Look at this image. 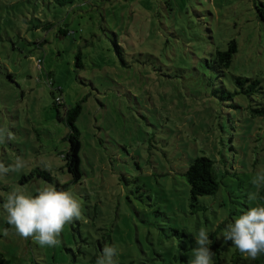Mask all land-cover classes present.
I'll list each match as a JSON object with an SVG mask.
<instances>
[{"label":"rangeland","instance_id":"374dc122","mask_svg":"<svg viewBox=\"0 0 264 264\" xmlns=\"http://www.w3.org/2000/svg\"><path fill=\"white\" fill-rule=\"evenodd\" d=\"M261 3L0 0V128L14 134L0 143V162L19 156L26 165L0 176V260L95 264V248L110 238L118 264L142 251L153 259L146 264H187L204 228L213 264H256L225 243L223 231L258 205L248 194L264 169V120L253 113L259 94L241 92L235 77L264 88ZM230 41L237 52L220 68L212 57ZM52 93L61 94V114L81 104L79 185L65 168L69 129ZM197 157L213 161L219 188L195 204L184 172ZM57 181L78 198L83 218L65 226L56 247L15 235L6 194L33 195Z\"/></svg>","mask_w":264,"mask_h":264},{"label":"clouds","instance_id":"9594fccd","mask_svg":"<svg viewBox=\"0 0 264 264\" xmlns=\"http://www.w3.org/2000/svg\"><path fill=\"white\" fill-rule=\"evenodd\" d=\"M13 136L10 130L0 128V143L11 140ZM25 166V161L19 156L9 166L0 162V176L19 171ZM252 184L258 191L248 194L249 201L264 200L259 195V190L264 189V169L255 174ZM2 208L6 222L15 235L32 238L39 246L49 248L61 243L59 237L66 225L83 218L81 203L74 193L57 190L53 185H47L35 195L13 190L6 194ZM4 234L8 235L7 229ZM194 241L195 247L187 264H213L212 241L204 228L198 231ZM223 241L230 243L248 260L255 261L264 256V204L250 207L228 222L223 231ZM116 256V247L106 244L95 264H116Z\"/></svg>","mask_w":264,"mask_h":264},{"label":"trees","instance_id":"16d2710c","mask_svg":"<svg viewBox=\"0 0 264 264\" xmlns=\"http://www.w3.org/2000/svg\"><path fill=\"white\" fill-rule=\"evenodd\" d=\"M58 4L63 6L67 4H72L74 0H57ZM262 4V3H261ZM258 15L260 19L264 20V6L262 4L261 8H257ZM210 32V30L205 31V33ZM209 35V34H208ZM207 35V39H211L210 36ZM114 44V51L116 55L121 60L122 64L127 66L126 62V50L119 44L116 40V37L113 40ZM237 52V45L235 41H230L227 45L226 50L219 51L217 50L214 53L212 59L216 62L220 68H225L230 65L233 56ZM80 56H78V59ZM80 66V64H78ZM8 78H11L9 75ZM236 83L241 86V92L252 96L254 93H258V103L256 107L253 109V113L264 120V88L261 86L259 80L257 79H250V78H242V77H235ZM59 92V90H58ZM54 95V93H52ZM230 97V95L228 94ZM60 98L61 101L58 102L57 98ZM54 108L57 113V120L59 122L64 123L68 129L69 133L66 136V141L68 143L66 153L64 155L65 160V168L68 174L71 177V182L79 185L82 183L83 180V171L81 169V159L79 156L81 143H80V135L79 131L76 127V120L81 112V104L77 102L74 106L65 109L64 113L61 114L58 110V107L63 105L61 94L54 95ZM47 182L52 183L53 178L45 172H41L40 174ZM184 177L186 182L189 186V198L191 202L197 203L199 197L207 196V195H214L218 188V182L216 180L214 174V166L213 161L207 157H197L191 160V163L187 167L184 172ZM57 190H64L65 185L60 184L58 181L54 185ZM35 192L33 195H35ZM259 195L264 197V189L259 190ZM86 199L88 200L87 196ZM257 204H264V200H257ZM95 214V212H94ZM110 245H112V240L108 239ZM104 246L98 243L97 249L95 248V253L93 255L92 261L95 262L97 256L101 252V249ZM153 259L149 258L148 254L142 251V255H136L133 261H130V264H146L147 262L152 261ZM256 264H264V256H261L255 260ZM0 264H11L9 260L2 257L0 260ZM116 264H118L117 257H116Z\"/></svg>","mask_w":264,"mask_h":264},{"label":"built area","instance_id":"2783aa9c","mask_svg":"<svg viewBox=\"0 0 264 264\" xmlns=\"http://www.w3.org/2000/svg\"><path fill=\"white\" fill-rule=\"evenodd\" d=\"M57 101H58V102H60V101H61V99L58 97V98H57Z\"/></svg>","mask_w":264,"mask_h":264}]
</instances>
